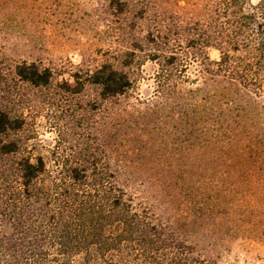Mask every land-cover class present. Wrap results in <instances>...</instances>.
<instances>
[{
    "label": "rangeland",
    "instance_id": "374dc122",
    "mask_svg": "<svg viewBox=\"0 0 264 264\" xmlns=\"http://www.w3.org/2000/svg\"><path fill=\"white\" fill-rule=\"evenodd\" d=\"M117 1L0 0L2 75L13 83L22 61L54 72L49 86L3 89L17 93L16 105L35 124L19 137L46 157L86 144L106 156L115 181L152 221L175 231L192 256L264 264V75L248 85L204 74L193 55L178 68L163 64L165 46L151 35L165 31L177 44L180 25L209 19L211 0ZM206 53L219 60L218 49ZM116 61L131 85L104 99L86 74ZM74 75L85 87L63 90L60 81ZM221 125L224 136L216 140L211 135ZM15 229H1L0 252Z\"/></svg>",
    "mask_w": 264,
    "mask_h": 264
},
{
    "label": "trees",
    "instance_id": "16d2710c",
    "mask_svg": "<svg viewBox=\"0 0 264 264\" xmlns=\"http://www.w3.org/2000/svg\"><path fill=\"white\" fill-rule=\"evenodd\" d=\"M211 7L209 19L180 25L177 44L156 30L151 40L165 46L158 56L178 68L183 56L193 55L204 74L257 85L264 75V0H211ZM209 47L218 49L219 60L210 59ZM14 73L9 83L0 70V240L5 224L16 228L8 246L1 247L0 264H211L192 256L175 231L152 221L115 181L106 156L90 145L72 153L62 146L51 157L30 151L19 132H34L35 124L16 105L17 93L3 89H21L18 83L46 87L54 72L22 61ZM78 78L62 79L61 88L75 92L86 81L106 99L125 94L131 85L117 61L88 71L85 81ZM224 129L221 125L211 136L217 140Z\"/></svg>",
    "mask_w": 264,
    "mask_h": 264
}]
</instances>
